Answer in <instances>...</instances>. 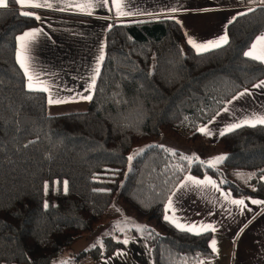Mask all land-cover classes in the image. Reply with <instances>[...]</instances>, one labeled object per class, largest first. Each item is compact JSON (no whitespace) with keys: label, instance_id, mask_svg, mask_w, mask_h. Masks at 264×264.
<instances>
[{"label":"trees","instance_id":"16d2710c","mask_svg":"<svg viewBox=\"0 0 264 264\" xmlns=\"http://www.w3.org/2000/svg\"><path fill=\"white\" fill-rule=\"evenodd\" d=\"M23 12L33 10L13 2L0 7V264L110 256L123 246L111 234L88 251L68 249L115 197L147 222L141 235L153 264H199L214 256L210 232L174 227L163 219L165 202L187 173L264 200V126L245 125L216 139L227 157L223 168L156 143L127 158L133 146L169 129L197 141L199 125L264 77V64L244 55L264 31V0L226 25L228 44L203 54L172 19L112 24L87 109L55 115L46 113L43 92L26 88L15 59L17 34L36 21ZM224 169L251 172L247 185L224 177Z\"/></svg>","mask_w":264,"mask_h":264},{"label":"crops","instance_id":"0c3cea01","mask_svg":"<svg viewBox=\"0 0 264 264\" xmlns=\"http://www.w3.org/2000/svg\"><path fill=\"white\" fill-rule=\"evenodd\" d=\"M10 2L20 9H31L34 16L41 17L39 20L35 18L32 25L17 34L15 59L25 77L26 88L29 89L28 84L31 82L33 90L43 92L46 113L55 115L87 109L89 100L69 98L79 94L92 95L94 87L89 89V85L93 76L95 80L97 78L96 70H100L103 61L100 56L104 57L105 53V34L112 24L167 18L179 24L186 42L189 37L204 42L224 34L226 25L233 17L249 11L263 0H109L104 6H100V0H48L49 3H55L54 8L29 6V3H43V0H26L24 4L6 0V4L0 7ZM120 12L131 14L120 15ZM33 29H38L42 34L34 40L17 39ZM260 37H264V31L253 38L245 52L252 51L253 57L264 56V40L258 39ZM22 43L24 49L21 48ZM253 44L256 45L254 49ZM18 53L24 60V67L17 59ZM261 62L264 64V61ZM261 81H264V77L253 85ZM253 85L239 90L227 100L209 120L215 117L214 122L207 121L201 126H207L213 133H202L203 140L215 143L219 131L226 127L264 115V88H255ZM44 88L48 91H44ZM245 89L249 90V94L233 101L232 98ZM50 95L53 99L67 102L49 104ZM225 108L229 111L224 112ZM204 160L209 161V158ZM189 176L197 180H205L207 177L213 183L205 180L203 185L195 186L187 181ZM249 176L251 172L244 186ZM185 183L188 188L183 198H173L175 215H172V209H169L168 214L181 223H212L217 228L216 232H210L209 239V244L211 239L216 240L217 251L211 249L214 256L201 259L199 264H264V204L251 202L264 200L253 196H235L209 175L198 177L188 173L176 184L170 195ZM233 199L244 200L246 207L232 204ZM167 204L168 198L165 208ZM210 211L213 215H209ZM107 224L108 228L106 224L99 227L98 234L115 236L116 231L110 228V223ZM95 234L89 238L88 233L73 241L69 252L74 254L86 249L96 237ZM117 239H129L130 242L106 258L99 261L87 259L80 264H153L150 249L142 235L120 234ZM118 251L123 254L116 255Z\"/></svg>","mask_w":264,"mask_h":264},{"label":"snow or ice","instance_id":"6c2138e0","mask_svg":"<svg viewBox=\"0 0 264 264\" xmlns=\"http://www.w3.org/2000/svg\"><path fill=\"white\" fill-rule=\"evenodd\" d=\"M15 2L20 3V4H24L26 2V0H15ZM109 2V0H100V6H104L105 4H107ZM6 4V0H0V5H5ZM29 6H35V7H47V8H54L55 7V3H49L48 0H43V3H36V4H31L29 3ZM118 7V6H117ZM63 10V9H62ZM172 11H176V9H172ZM249 11H251V9H249ZM120 15H125V14H131V13H124V12H120ZM242 14V13H241ZM22 15H32L31 13L28 12H23ZM36 19H41V17H39L38 15L35 16ZM174 18V17H173ZM232 19H235V17H233ZM231 22V21H229ZM42 34L38 29H33L29 32H25L22 36L18 37L17 39H19L20 41H24L25 38H30L31 40H34L36 38L37 35ZM258 39H262L264 40V37H260ZM188 44L190 46H192V48L195 49L197 54H203L206 52H209L211 50L214 49H218L221 48L223 45H226L229 43V38H228V34L225 31L224 34L220 35L218 38L214 39V40H208V41H204V42H197L196 39L189 37L188 38ZM253 49L256 47L255 44L252 45ZM21 48L24 49L25 45L22 43L21 44ZM245 56L248 57H253V52L252 51H247L244 53ZM254 59H258L261 61H264V56H255L253 57ZM17 59L19 60V62L21 63V66L24 67V60L21 58L20 53L17 54ZM104 57L103 55L100 56V60H103ZM28 69L25 67V72L27 73ZM96 75H99V69L97 68L96 70ZM31 77H29V80L31 81ZM95 86V76H93L91 78V84L89 85V89L93 88ZM28 87L30 90H33V84L30 82L28 84ZM253 87L255 88H264V81H261L260 84L258 85H253ZM44 91H48L47 88L43 89ZM87 91V90H86ZM249 94V90L245 89L244 92L240 93L238 96H234L232 99L234 100H238L240 97L248 95ZM69 99L75 100V99H85V100H91L92 96L91 94L88 95H83V94H79L77 96H73L70 97ZM49 104H58V103H65L67 102L66 100H62V99H53L50 95L49 97ZM229 103H232V101H229ZM224 112H228L229 110L227 108H225L223 110ZM217 115H220V113H217ZM215 117L213 118L212 121H209V123L214 122ZM257 124H261L264 125V115L254 119V120H245L243 123H233L232 125L226 127L223 131H219V135L220 136H224L229 132L234 131L237 128L243 127L245 125L251 126V127H255ZM197 131H199L200 133L203 134H207V135H213V133L209 130V128L207 126L204 127H200L197 129ZM151 147V146H149ZM160 147H163L162 145ZM139 152L144 151L143 149L138 150ZM133 156L130 155L127 159L129 161L133 160ZM227 157L224 155L215 157L213 159L219 161V162H223ZM211 166V165H210ZM188 182H190L192 185L195 186H200L203 185L205 183V180L208 181V183H213L211 181L210 178H205V180H197L195 177H187L186 178ZM261 179H264V176L261 177ZM64 192L67 193L68 191V186H67V181H64ZM48 185L45 184V191H47ZM188 188V184H181L179 186V188L174 191L169 197H168V204L167 207L165 208V215L163 217V219L165 221H168L172 224L175 225L176 228L180 229L181 231H186V232H190V233H194L196 235H203L204 233L207 232H216L217 228L212 224V223H207V224H203L201 223L200 225L197 224H185V223H181L178 222V220H174L171 218V216L168 214L169 209H172V215H175V210L173 208V203L174 200L173 198H175L176 200H179L181 198H183V196L186 194V189ZM253 204H264V201H260V200H252L251 201ZM232 204H236V205H241L246 207L245 205V201L242 199H233L231 200ZM49 207V204L47 201L44 202V208L47 209ZM209 215H213V213L210 211ZM229 215H231V213H229ZM151 234V233H149ZM117 242L119 243H123L125 245H127L130 241L129 239H123V240H118ZM216 240L213 238L210 241L209 247L212 249L213 252L217 251V247H216ZM91 247H95V245H92ZM85 251H88V249H85ZM122 252H117L116 255H122ZM201 264H203V262H201Z\"/></svg>","mask_w":264,"mask_h":264},{"label":"rangeland","instance_id":"374dc122","mask_svg":"<svg viewBox=\"0 0 264 264\" xmlns=\"http://www.w3.org/2000/svg\"><path fill=\"white\" fill-rule=\"evenodd\" d=\"M205 123L199 125L197 129L200 128ZM154 143L164 145L170 150L177 149L181 151L189 159H201L207 162L208 160H204V159L209 158V161L207 163H209L210 165L214 167L223 168L221 165V162L213 159L215 157H218L224 154L222 148L218 144L210 143L209 141H205L202 138H199L195 142L187 141L183 139L182 136H180L174 130H170V129L166 130L163 133V135L159 137L158 139H148L146 141H143L133 146L130 149L128 155L133 156L135 153L138 152V150L142 149V147L146 145L154 144ZM249 173L250 172L246 170L224 169L223 175L224 177L234 181L238 185L244 186V183L246 182V177L248 176ZM107 223H110V228H113V230L116 231L115 232L116 237L114 236L116 239L118 238L120 234H123L125 236L141 235L142 232H144V228L147 224V222L137 217L132 212L131 209H129L123 202H121L120 200H118V198L115 197V199H113V201L111 202L110 207L108 208V210L105 212V214L101 218L100 222L97 225H95L91 231L85 233L86 235H88L89 233V238L92 237L96 233L95 234L96 237L92 240L91 244H89L88 247L94 244L100 243L101 238L103 236H106L105 234L100 236L98 234V231H99V227L103 224H106L108 228L109 225ZM87 259H91V258L87 256H83L81 257V259L79 260L77 264H80L83 260H87ZM68 261L71 262L72 264L71 259Z\"/></svg>","mask_w":264,"mask_h":264}]
</instances>
